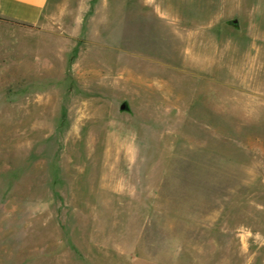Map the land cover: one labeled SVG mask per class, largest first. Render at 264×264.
<instances>
[{
  "label": "rangeland",
  "instance_id": "rangeland-1",
  "mask_svg": "<svg viewBox=\"0 0 264 264\" xmlns=\"http://www.w3.org/2000/svg\"><path fill=\"white\" fill-rule=\"evenodd\" d=\"M143 2L0 51V264H264V0Z\"/></svg>",
  "mask_w": 264,
  "mask_h": 264
},
{
  "label": "crops",
  "instance_id": "crops-1",
  "mask_svg": "<svg viewBox=\"0 0 264 264\" xmlns=\"http://www.w3.org/2000/svg\"><path fill=\"white\" fill-rule=\"evenodd\" d=\"M51 0H0V51L19 49V33L38 31L45 20ZM154 11L170 12L162 0H144Z\"/></svg>",
  "mask_w": 264,
  "mask_h": 264
},
{
  "label": "water",
  "instance_id": "water-1",
  "mask_svg": "<svg viewBox=\"0 0 264 264\" xmlns=\"http://www.w3.org/2000/svg\"><path fill=\"white\" fill-rule=\"evenodd\" d=\"M236 22H237L236 19H232L233 24H236ZM125 107H126L125 103L120 104L121 109H124Z\"/></svg>",
  "mask_w": 264,
  "mask_h": 264
}]
</instances>
